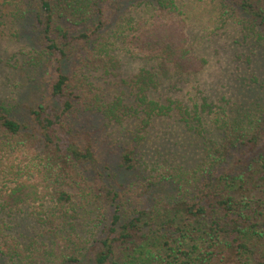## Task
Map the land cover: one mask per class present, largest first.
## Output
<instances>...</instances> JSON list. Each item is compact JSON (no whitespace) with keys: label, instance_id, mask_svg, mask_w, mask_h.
Wrapping results in <instances>:
<instances>
[{"label":"trees","instance_id":"obj_1","mask_svg":"<svg viewBox=\"0 0 264 264\" xmlns=\"http://www.w3.org/2000/svg\"><path fill=\"white\" fill-rule=\"evenodd\" d=\"M125 1L0 0V41L29 30L34 44L6 67L26 80L52 72L30 120L0 104V264H264V76L215 102L199 80L213 48L240 35L264 54V0H197L214 12L207 47L183 0ZM88 112L127 128L121 149L98 151V130L76 123ZM163 117L186 129L198 161L155 159L138 188L126 183ZM163 184L187 194L164 201ZM21 215L50 241H20Z\"/></svg>","mask_w":264,"mask_h":264},{"label":"rangeland","instance_id":"obj_2","mask_svg":"<svg viewBox=\"0 0 264 264\" xmlns=\"http://www.w3.org/2000/svg\"><path fill=\"white\" fill-rule=\"evenodd\" d=\"M133 2L134 0H126L124 4ZM183 2L185 3L184 7L191 10L192 18L190 26L193 32L198 34L207 33L209 35L205 42L207 47V45L211 44V38L213 37L209 32L210 27L205 29L206 24L210 26L213 23L211 18H214V12L211 11V6L209 4L203 5L197 0H183ZM26 28L28 27H25L24 30ZM24 33L17 34L18 38L16 40L0 41V104L9 107L12 110V114L22 121L30 120L31 118L27 109L28 106H35L38 102L45 100V88L52 75L50 70L40 67L37 74L31 73L30 78L28 77L26 80V75L22 76L21 71L14 72L6 67L4 59L7 56L15 53L22 62V55L18 52L21 49H26L29 45L34 46L28 35L30 31L28 30V34ZM222 38L223 36L221 35L220 39ZM255 38L256 35L253 33L244 38L240 35L237 38L240 44L237 46L226 49L222 45H219L218 49L214 50L215 48H213L211 52L212 64L199 77L201 82L204 81L200 86L204 93L209 95L211 101H220L223 93L228 90L226 89L227 86H229V91H231L232 89L235 90V86L238 85L239 80L248 81L246 78L253 76L251 74L252 71L258 77L264 76V54L260 53V50L257 48L253 50L250 48V43H254ZM248 59H252L253 63L250 68L251 71L246 73L244 70H246L247 65H244V63H247ZM138 66L139 63L137 62L132 64L131 68ZM244 84L245 87L249 86L246 83ZM237 93L240 94L239 92ZM244 98L246 100L254 99L253 97H249L247 92ZM76 123L81 130H98L93 134V140L98 151L105 148H110L112 151L119 150L125 143L127 128L117 130L116 127L109 126L107 120L98 113H84ZM153 126L154 131L149 135V140L145 144H141L139 149H137V157L141 162L145 160L147 167L145 168V165L142 163L135 173L124 177L126 183H131L137 188L142 182L147 180L148 177L146 175L149 173L150 167H152L151 161L155 159H169L176 163L192 166L198 161L200 155V152L197 150L198 146L192 141V138L189 137L186 129L181 126L177 118L163 117L156 121ZM193 140L195 139L193 138ZM143 152L145 157L144 155L142 157ZM114 170L118 169L114 167ZM158 190L164 201L168 202L187 194L186 191L181 190V188H175L174 185L166 186L163 184L161 188L158 187ZM20 217H22V220L20 221L19 233H22L24 238L21 236L19 239L26 244L27 241H31L29 239L32 236V238H38L34 234H39L40 229L34 227L35 225L31 221L24 219L25 215H21ZM102 229L103 223L99 228L93 227L91 230L95 232V235L96 233L99 235ZM145 229L147 230V227ZM175 236L174 234L173 237ZM39 239L41 238H38L37 241ZM41 240L50 241L47 240L46 236ZM258 247L263 252L264 243L259 244ZM81 264L91 263L86 258Z\"/></svg>","mask_w":264,"mask_h":264}]
</instances>
